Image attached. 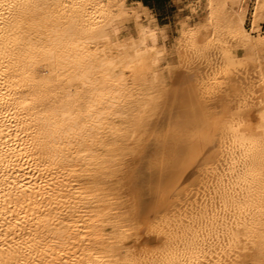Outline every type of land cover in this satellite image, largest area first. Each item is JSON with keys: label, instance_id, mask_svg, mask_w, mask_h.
I'll return each instance as SVG.
<instances>
[{"label": "bare ground", "instance_id": "6f19581e", "mask_svg": "<svg viewBox=\"0 0 264 264\" xmlns=\"http://www.w3.org/2000/svg\"><path fill=\"white\" fill-rule=\"evenodd\" d=\"M186 9L0 0V264H264V0Z\"/></svg>", "mask_w": 264, "mask_h": 264}, {"label": "rangeland", "instance_id": "374dc122", "mask_svg": "<svg viewBox=\"0 0 264 264\" xmlns=\"http://www.w3.org/2000/svg\"><path fill=\"white\" fill-rule=\"evenodd\" d=\"M149 1V8H151L157 18L159 24H169L170 25V40L171 42L174 37L177 36V24L175 23L177 15L181 16L188 15L189 12L186 9V4L190 1L195 0H144ZM178 1V3H177ZM201 13V11H199ZM196 17H191V22L195 20ZM248 27V22L246 24ZM173 35V36H172ZM167 42V43H168Z\"/></svg>", "mask_w": 264, "mask_h": 264}, {"label": "trees", "instance_id": "16d2710c", "mask_svg": "<svg viewBox=\"0 0 264 264\" xmlns=\"http://www.w3.org/2000/svg\"><path fill=\"white\" fill-rule=\"evenodd\" d=\"M142 3L148 7V4L144 0H142Z\"/></svg>", "mask_w": 264, "mask_h": 264}, {"label": "crops", "instance_id": "0c3cea01", "mask_svg": "<svg viewBox=\"0 0 264 264\" xmlns=\"http://www.w3.org/2000/svg\"><path fill=\"white\" fill-rule=\"evenodd\" d=\"M140 1L142 2V0H140ZM146 3L148 4V7H150V6H149V1H146Z\"/></svg>", "mask_w": 264, "mask_h": 264}]
</instances>
